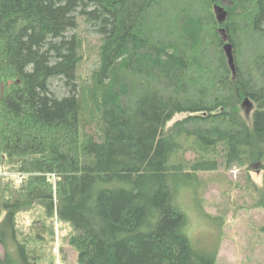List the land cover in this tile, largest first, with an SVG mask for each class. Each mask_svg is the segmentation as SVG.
Masks as SVG:
<instances>
[{
    "label": "trees",
    "instance_id": "16d2710c",
    "mask_svg": "<svg viewBox=\"0 0 264 264\" xmlns=\"http://www.w3.org/2000/svg\"><path fill=\"white\" fill-rule=\"evenodd\" d=\"M80 22L99 39L85 78ZM254 166L264 0H0V168L27 174L0 177V264H38L17 230L36 202L73 228L78 264H217L218 241L192 242L178 194L197 193L200 173Z\"/></svg>",
    "mask_w": 264,
    "mask_h": 264
},
{
    "label": "rangeland",
    "instance_id": "374dc122",
    "mask_svg": "<svg viewBox=\"0 0 264 264\" xmlns=\"http://www.w3.org/2000/svg\"><path fill=\"white\" fill-rule=\"evenodd\" d=\"M77 32L85 40L79 66V73L85 78L97 66L99 39L82 22ZM51 88L58 95L66 91L59 78L51 80ZM248 109L249 106L244 111L249 116ZM184 115H177L173 121ZM188 157L193 155L188 154ZM26 176V173L0 168V177L13 179L15 184ZM200 178L205 183L197 193L189 195L181 191L177 198L178 206L187 217V231L192 242L199 247L207 245L214 249L218 241L217 264H264V201L261 191L264 169L258 166L251 170L220 168L200 173ZM215 217L222 222L220 226L214 221ZM17 230L19 240L37 255L38 264H78V252L70 243L73 228L60 221L56 214L46 216L44 207L37 202L17 214ZM3 252L0 244V256Z\"/></svg>",
    "mask_w": 264,
    "mask_h": 264
},
{
    "label": "water",
    "instance_id": "95a60500",
    "mask_svg": "<svg viewBox=\"0 0 264 264\" xmlns=\"http://www.w3.org/2000/svg\"><path fill=\"white\" fill-rule=\"evenodd\" d=\"M214 10L216 13L217 20L219 22H223L226 19V15H227L225 9L222 6L217 5V6H215ZM223 48H224L225 54L227 56L229 67L232 70L233 74H235V65H234V57L232 54V47L230 44L227 43L224 45ZM248 106L250 109V105H248Z\"/></svg>",
    "mask_w": 264,
    "mask_h": 264
}]
</instances>
